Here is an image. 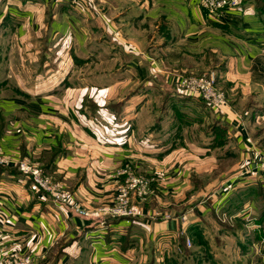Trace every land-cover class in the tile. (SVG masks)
<instances>
[{
	"label": "crops",
	"instance_id": "crops-1",
	"mask_svg": "<svg viewBox=\"0 0 264 264\" xmlns=\"http://www.w3.org/2000/svg\"><path fill=\"white\" fill-rule=\"evenodd\" d=\"M40 35L46 46H35ZM41 47L45 65L65 72L27 89L0 75V153L29 157L87 213L59 210L0 165L7 246L34 254L33 264H144L159 262L162 247L187 251L183 230L207 240L217 264H244L242 233L222 219L253 213L249 193L264 189V174L218 195L251 150L264 149V0H240L217 21L199 0H0V52L21 53L23 68V53ZM210 71L226 97L220 108L177 83ZM127 163L152 179L151 191L136 201L139 215L100 230L96 210L113 202L114 172Z\"/></svg>",
	"mask_w": 264,
	"mask_h": 264
},
{
	"label": "built area",
	"instance_id": "built-area-1",
	"mask_svg": "<svg viewBox=\"0 0 264 264\" xmlns=\"http://www.w3.org/2000/svg\"><path fill=\"white\" fill-rule=\"evenodd\" d=\"M239 1L199 0V5L209 20L217 21L221 20L229 9H235ZM178 85L181 91L184 92L183 94L196 96L207 102L213 108H220L226 104L225 94L216 86V75L213 71L200 76L181 77ZM251 152L252 155L248 158L247 163L239 168L238 173L234 177L235 179H241L242 182L246 181L245 183L249 179H252L256 173L264 174V149L253 148ZM0 165L15 166L18 171L28 176L34 187L43 196H50L59 210L65 205L67 208H71L81 215L86 214V211L80 207L72 196V192L62 182L45 174L42 168L29 157L15 159L9 155L0 153ZM114 177L120 181L113 202L103 205L96 210L99 216L98 224L100 230L106 229L107 222L110 219L139 215L134 202L147 197L151 191L152 179L137 174L128 163L117 168L114 172ZM248 209V207H245L242 212ZM147 215L159 217V214L156 212ZM161 217L168 219L171 216L166 214ZM250 218L251 215L245 217L246 220ZM185 220L186 216H181V221L185 222ZM182 233L183 230L180 231V234ZM184 245L186 248L191 246L189 238H185ZM182 250L180 245L176 246L178 253H182ZM20 256L15 249L9 248L4 238L0 236V264H31V257L29 255L25 258H21Z\"/></svg>",
	"mask_w": 264,
	"mask_h": 264
},
{
	"label": "rangeland",
	"instance_id": "rangeland-1",
	"mask_svg": "<svg viewBox=\"0 0 264 264\" xmlns=\"http://www.w3.org/2000/svg\"><path fill=\"white\" fill-rule=\"evenodd\" d=\"M34 41H35V46L40 45V44L42 46H46L48 43L46 37L43 35L35 36ZM31 43L33 44L34 42H31ZM62 44L63 42L60 41L59 38H57L55 46L60 47L62 46ZM45 50H46V47L45 48L41 47V50L39 52H35V54L32 53L31 51H28V52L26 51L25 54L23 53L22 57H23L24 62L26 63V66L23 68L21 66H19L18 68L16 67L17 66L16 63L22 62L21 53H16V54L11 53L10 54V53H5L4 51H1L0 52V55H2L1 58H3V61L7 60V65L3 64L4 67L0 69V75H3L5 77L8 76V78L13 83V85L11 86L13 87L19 86L20 88L27 89L30 86V83L35 82L36 86L38 84H41V85L45 84L46 82L44 80L52 72H55L56 76L60 75V72L64 73L65 70H60V72H58V69H54L52 67L50 69L48 68V66L45 65V61H46V53L44 55ZM57 55H59L60 58H63L61 54H57L56 52L55 56L57 57ZM153 62H154V59L152 58L151 63ZM8 65L10 67H7ZM185 76H198V75L196 74L181 75L177 79V81H179L181 77H185ZM238 171L239 169H237L234 172V174L236 175ZM226 179L224 180L223 183L226 182L227 186H226V183L224 186L222 185L219 191V195H218V198L222 201H225L227 198H229V195L232 196L233 192L235 191L234 189H236L237 186L241 187L243 184H245L244 182H242L241 179H235L231 176L229 177V179L227 180ZM261 191H264V189L261 187H258V189H255L254 187L249 193L250 202L248 204H254V208L252 210L253 213L250 214L251 218L249 220H246V219L239 220L238 219L237 221L235 220L236 217L235 218L232 217V220L228 221L230 224H232V226L230 227H232V229L234 230L233 232H235V230L238 231V229H240L242 233L240 235L242 238L241 239L242 243L240 246L241 252H246L249 255V257L245 261H243L244 264H249V263L264 264L263 263L264 261L261 260V257L264 254V197L261 196ZM134 204L136 206L137 202L135 201ZM235 207L236 206L233 205V208ZM155 212L158 213L157 211ZM183 215L186 216V213L178 214L176 218H178L181 221V216ZM153 219H156V217H154ZM226 219L228 220L227 217H225L222 220H224L225 222ZM246 221L247 223H245ZM260 224L262 225L259 226ZM180 235H183L181 236L182 238L181 241H183L184 243H185V238L190 237L189 238L191 241L190 247H193V248L187 247L186 252L182 250V253H178L176 251L175 246L173 248L171 246H169L168 248L162 247L161 250H163L164 256L159 262L149 261L144 264H217L213 260V255L210 252L211 249L207 243V240L203 239V237L201 239L199 235L194 236L195 241L190 235L189 237L187 235H184V233ZM15 250L18 252L19 255H21L20 256L21 258H25L29 255L31 257V264L34 263V254L29 253V252H23L18 249H15ZM158 253H159V250H158ZM241 263L242 261H240V263H237V264H241Z\"/></svg>",
	"mask_w": 264,
	"mask_h": 264
},
{
	"label": "trees",
	"instance_id": "trees-1",
	"mask_svg": "<svg viewBox=\"0 0 264 264\" xmlns=\"http://www.w3.org/2000/svg\"><path fill=\"white\" fill-rule=\"evenodd\" d=\"M237 221H238V219L237 218H235ZM228 222V220L226 219V221H225V223H227ZM183 246H184V242H183V244H182ZM183 251L184 252H186V250L185 249H183Z\"/></svg>",
	"mask_w": 264,
	"mask_h": 264
}]
</instances>
